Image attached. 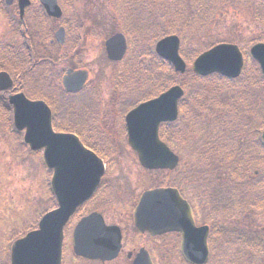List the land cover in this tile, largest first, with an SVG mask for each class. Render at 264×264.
I'll list each match as a JSON object with an SVG mask.
<instances>
[{
    "label": "rangeland",
    "instance_id": "374dc122",
    "mask_svg": "<svg viewBox=\"0 0 264 264\" xmlns=\"http://www.w3.org/2000/svg\"><path fill=\"white\" fill-rule=\"evenodd\" d=\"M31 1L32 5L25 11L23 17L27 21L28 29L34 33L33 42L37 49V53L34 55L51 60L52 65L49 68L41 67L28 80L22 76L19 81L20 86L14 93L22 91L32 100H43L55 106L60 101L58 94L62 92L59 79H62L63 73L68 67L74 66L88 70L90 72L88 91L95 90L97 94L93 93L92 95L100 101L101 106L98 103L96 105L97 99L96 102H90V98H88L85 101V105L88 107L86 110L82 99L72 97V100L77 102L72 107H68V116L75 115V111H87L82 112L84 122L76 123L86 131L78 130V126L71 128L65 125L61 118L64 127L62 132H71L75 129L78 130V134L85 132L92 140L93 137L97 139L100 144L105 146L104 148L109 150V153L118 158V168L113 183L96 202L89 204L83 213L90 214L93 211H99L107 217L109 223L115 222L125 226L128 224L130 214L125 211L124 204L135 203L144 190L182 188L187 194H193L194 197L200 199L206 222L211 226V230L213 231L214 227L219 228L216 241L219 251L214 253L207 264H220V261L225 257V246L227 245H236V247H234L232 259H227L224 264H248L247 260L254 261V258L258 256L253 251L249 252L247 248L245 249L242 243L252 244V242L262 239L264 241V208L261 210L252 209L248 212L240 208L234 210L224 208L225 210H223L218 206V203L214 202V184L223 182L225 176L229 178L233 175L224 166L218 170L220 173L214 171L218 169L217 166H220L219 162L236 163L237 153L234 151V147L227 149L231 152L229 157L221 152V158L218 157L217 160L213 158L212 154L211 156H199L198 159L192 155L197 151L203 153L204 149L209 150V147L206 146L207 140L202 137L200 139L199 133L196 132L193 136L184 137L183 142L181 141L182 143L178 145V150L175 151L180 156L181 162L186 163L183 171L149 172L141 166L137 154L128 145L124 117L126 110H123L127 109L130 104L128 102L136 97L149 96L154 91L151 84L138 89L140 80H142L136 76L138 72H142V74L146 72L143 75L145 78L148 74H152L156 77L157 82L158 74L161 72H165L167 82L174 74L175 85L176 82H180L199 89L202 88L201 82L191 75V73L195 75L191 67L192 62L200 54L221 44H234L242 49H251L255 44L264 42V26L254 18L253 8L249 4L251 0H224L225 4L212 6L211 13L206 16L207 20L203 22L205 29L202 32H197V38L185 44L183 52L181 50V55L188 65L187 73L180 75L181 78L176 76L179 74L174 73L170 65L155 55H153L155 58L150 56L155 48V44L152 45L151 33L137 34L142 41L138 40V49L135 55L138 53L141 57L133 68L131 66L128 68V76L131 72L135 73L133 82L130 83V77L127 76L123 77V84H118L116 75L119 70L124 71L125 68L123 69L119 66L120 64L108 59L105 43L114 34L125 35L128 33L126 24L134 21L133 16H130L132 10L130 12L129 9L134 6L137 9L142 0H134V5H132V0H63L61 7L64 15L57 22L54 20L48 22L44 18L45 11L39 6L37 0ZM217 1L221 2L222 0H216V3ZM2 2L5 7V1L0 0V4ZM7 8L12 10L13 19H19L17 4ZM6 11L8 10L6 9ZM3 15L0 13V44L4 42L7 45H14L15 49L20 46L24 49L25 45L23 43L20 45L16 32L12 30L13 28L11 30L8 28L9 24ZM64 25L68 31L67 44L65 46L51 45L55 31ZM142 54H145L146 57ZM128 63L130 61L125 64ZM212 75L217 74L203 78ZM255 76L256 78H251V80L243 77L242 82L236 84L238 87L222 90L216 96L210 92L216 93L219 89L211 83L213 80L207 81L204 87L209 94L204 97L207 102L204 103L203 109H201L200 103L194 101V106L196 104L200 106L199 115L202 114L206 120L207 116L210 119L212 112H214L212 115L215 117V122L223 121L228 117L234 120L235 125L228 126L225 135L229 137V140L231 137L240 140L242 145H239L243 148L242 151L245 148L247 153L252 149V146L254 147L256 152L253 151V155L256 154L257 165L252 164L243 168L245 170L243 175L250 182L264 178V142L262 140L264 101L260 102L259 96H257L264 94L262 92L264 89H259L263 82L261 81L262 77L258 73H255ZM254 85L257 86L253 87ZM248 89L249 94L246 97L255 99L249 108L242 100L244 97L238 96L239 90H243V96H245ZM88 91L85 89L79 97L83 98ZM216 105L221 109H216L217 107L214 109ZM90 106L92 109H89ZM206 108L209 109L204 110ZM12 112L11 108L7 106L2 108L0 105V264H11L9 251L12 243L27 231L37 229L42 215L54 206V201L49 197V193H51L48 186L50 178L46 179L47 173L41 156L43 150L32 152L23 145L25 129L20 132L14 129L15 133H11V129L13 130L15 126ZM229 113L230 116H228ZM188 119L189 117L182 122L181 127L190 131L191 124L188 127ZM241 121L242 128L240 129L238 123ZM249 122L252 125V129L249 127L250 132L246 125ZM208 129L206 130L207 134ZM208 136L210 141L213 140L211 132ZM188 156H190L189 159H187ZM214 163L216 164L213 165ZM188 186L194 192L188 191L186 188ZM70 226L66 229V234L72 233L74 224ZM167 241L169 239L164 238L160 242L166 250V255L163 254L166 264H185L172 245H169L172 249L169 248L170 251H168ZM70 243L67 241V244ZM67 253L69 264H85L75 258L73 246ZM108 264H126V262L122 258Z\"/></svg>",
    "mask_w": 264,
    "mask_h": 264
},
{
    "label": "water",
    "instance_id": "95a60500",
    "mask_svg": "<svg viewBox=\"0 0 264 264\" xmlns=\"http://www.w3.org/2000/svg\"><path fill=\"white\" fill-rule=\"evenodd\" d=\"M12 1L7 0L9 4ZM41 1L49 16L61 18L62 12L57 0ZM19 5L23 16L25 8L30 5V0H19ZM56 37L63 43L64 30L59 31ZM106 48L111 60H122L126 52V41L123 36L116 35L107 41ZM179 50L180 39L176 36L161 40L156 47V52L161 58L170 62L176 72L184 74L186 63L180 57ZM251 54L261 65L264 74V44L254 46ZM243 65L244 59L239 48L235 45L222 44L200 55L193 64V71L203 77L218 73L235 79L240 76ZM87 78V72L72 74V71H69L64 79V85L68 92H77L83 88ZM12 86L9 75L0 73V91H8ZM183 95L182 88L173 87L160 97L140 105L127 116L129 144L137 152L140 163L145 168L174 170L177 167L179 158L160 141L159 128L162 123L177 120L179 101ZM9 103L14 108L16 127L19 130L27 129L26 143L33 150L45 148L46 159L55 169L54 189L60 203V209L44 217L40 223V230L30 233L14 244L12 264H61L64 226L76 207L95 191L104 172L103 166L78 139L68 135L52 134L51 112L45 103L29 101L23 94L10 96ZM262 138L264 140V133ZM67 166H74V173L69 171ZM75 173L82 181V185L80 182L77 185L79 188L77 199L70 201L75 194V187L70 186ZM64 180L67 182L66 187ZM136 218L139 221L143 220L140 227L159 235L182 232L184 258L192 264L207 262L208 229L195 227L190 208L177 190L158 189L145 193ZM109 235L110 232L99 216L85 219L77 228L75 235L76 254L92 259H114L118 254L119 242L112 249L101 247L102 243L108 242ZM135 264L145 263L138 258Z\"/></svg>",
    "mask_w": 264,
    "mask_h": 264
},
{
    "label": "trees",
    "instance_id": "16d2710c",
    "mask_svg": "<svg viewBox=\"0 0 264 264\" xmlns=\"http://www.w3.org/2000/svg\"><path fill=\"white\" fill-rule=\"evenodd\" d=\"M133 4H135L134 0ZM138 1V0H136ZM225 4L224 0L221 2L216 3V0H210V1H204V0H142L140 1L139 6L136 9V6L134 8L129 9L130 16H133L132 23L130 22L127 26V30L130 31L131 34H135L134 37L136 38L137 42L140 41V38L137 34L140 33H151V40L152 45H154L157 41L160 39L170 36V35H178L182 41V52L184 51L185 44H188L189 42L193 41L197 38L198 33L202 32L205 29V24L203 23L206 21V16L210 14L212 10V6L215 5H222ZM250 6L253 8V16L255 19H257V22L260 23L262 26H264V2L259 0H251L249 3ZM179 8V9H178ZM128 11V12H129ZM129 22V21H128ZM130 25V26H129ZM33 34L31 31L29 33L20 34V44L23 43L25 45V48L22 49V46L19 48H14V45H10L4 50H0V71L6 70L10 73L14 74L15 76H23L25 77V80L30 79L32 75H35L41 67H45L47 64V60L44 57H40L37 55H34V53H37V49L35 48V43L33 42ZM137 35V36H136ZM138 38V39H137ZM24 50V51H22ZM155 55L154 52L150 56ZM142 56L146 57L145 54H142ZM149 56V57H150ZM141 55H138V53L133 57L132 60H130V66L133 68L136 62H138ZM154 57V56H153ZM151 58V57H150ZM155 58V57H154ZM46 61V62H45ZM189 61V60H188ZM45 62V63H44ZM168 65V64H167ZM255 73H258L264 82V77L256 64V62H252L249 66H246V69L244 70L242 76L238 80H229L224 77H221L219 75H212L207 78H201L196 77L191 73V75L194 77V79H199L201 82L202 88H194L192 85L186 86L183 83H177L180 84L186 92V95L184 99L181 102L180 110H181V116L178 122L164 125L161 130V137L164 139L169 146H171L173 143L176 145H179V143H182V139L186 136H193V134L196 132L199 133V137H201L205 140H207L206 146L209 147L208 149H204L203 153H199L197 151L196 154L192 156H202V155H213V158L216 160L220 157L221 152L225 153L228 157L230 156V151H228V148L234 147V151L237 153L236 157V163H230L225 164L222 162H219L220 166H217L218 169H215L214 172L220 173L218 170L220 167L224 166L227 170L231 171L233 175L225 176V179L223 182H216L214 185V202L218 203V206L221 207V209L225 210H234V209H241L244 211L252 210V209H259L261 210L264 208V178L257 179L255 182H250L249 179H246L244 177V166L249 165H257L256 161V154L253 155V151H255L254 147L252 146V149H250L246 153V149L244 148V151L242 147H240L239 144L242 145V142L237 140L235 137H231V140H229V137H226L225 130L228 126H231V124H234V120L228 118H224L223 121L215 122V117L212 115L214 112H212L210 119L209 116H207V120L205 117L200 114L199 115V109L201 106V109H203L204 103L207 101L204 99L207 93V89H205L204 84L207 81H211L213 85H216L219 91L216 93L210 92V94L216 96L217 93L220 91H224L225 89L230 90L234 89L238 86H236L237 83L242 82L243 77L249 78H256ZM134 74L130 73V80L129 82L132 83L134 80ZM137 77L143 79L142 72H138L136 75ZM181 78L180 75H176ZM174 74L171 75V78H169V81L167 82V76L165 75V72H161L158 74V82L156 81V77L152 76V74L147 75V84L151 83V85L154 87V91L149 96H143L141 100L136 102L134 105H132V108L135 107L136 104L141 103L143 101L149 100L151 98H154L156 96H159L166 90H168L170 87L175 85V82H173ZM128 82V84H129ZM142 80H140L138 89L140 87ZM250 82V81H249ZM261 82V88L264 89V84ZM24 83V82H23ZM203 83V84H202ZM191 86V87H190ZM257 86V85H256ZM255 85L253 87H256ZM248 88V87H247ZM240 94L238 96L244 97L243 102L246 105V107H250L251 103L255 100L253 98L246 97L249 94V89L247 92H245V96H243V90H239ZM264 92V91H262ZM59 103L55 105L57 108V114H61L62 117L65 119L66 124H70L75 118L76 115H80L82 118V112L87 111H75L79 114L75 115H69L68 116V107L73 106L75 102L73 101L72 97L67 95L64 92H60L59 94ZM259 96V101H264V94L257 95ZM256 96V97H257ZM92 97V96H91ZM255 97V98H256ZM86 98H89V95L86 96ZM77 100V99H76ZM194 101L196 103H200V106L196 104L194 106ZM91 102V101H90ZM84 103V102H83ZM249 103V104H248ZM0 105L2 108L10 106L8 105L7 101L3 99L0 96ZM86 110L87 106L84 105ZM207 106V104H206ZM205 106V107H206ZM217 107L214 106V109ZM221 109V107H217L216 109ZM264 108V104H263ZM89 109H92V106L89 107ZM209 108H206L204 110H208ZM216 111V110H213ZM210 112V111H209ZM231 114L229 113L228 116ZM188 127L190 131L187 129H183L182 122L187 119ZM251 117V116H250ZM255 118V117H253ZM68 120V121H67ZM83 120V119H82ZM84 121V120H83ZM69 122V123H68ZM248 122V121H247ZM240 124V125H239ZM241 123H238V127L241 129L242 126ZM249 124V125H248ZM248 132H250L249 127L252 129L251 123L246 124ZM187 128V127H186ZM208 129V134L211 132L213 140L210 141L208 134L206 133V130ZM191 134V135H190ZM239 134V133H238ZM182 141V142H181ZM217 142V144H214ZM223 141V143H221ZM220 143V144H218ZM237 147V148H235ZM241 149V150H240ZM250 152V153H249ZM249 153V154H248ZM214 163L213 165H215ZM235 174V175H234ZM240 197V202H239ZM225 208V209H224ZM247 214V213H246ZM238 244V243H237ZM245 249L247 248L249 252H254L258 257L254 258V261H248V264H264V241L258 240L257 242L250 243H242ZM228 246V245H227ZM225 246V257L220 261V264H224L227 259L231 258L234 255V247L235 246ZM232 259V258H231ZM219 264V263H216Z\"/></svg>",
    "mask_w": 264,
    "mask_h": 264
},
{
    "label": "flooded vegetation",
    "instance_id": "af4514ba",
    "mask_svg": "<svg viewBox=\"0 0 264 264\" xmlns=\"http://www.w3.org/2000/svg\"><path fill=\"white\" fill-rule=\"evenodd\" d=\"M14 4H16V1ZM61 30H64V40L66 39L67 29H66V26L64 25V26H61V28L59 27L55 31L54 39L51 41L53 45L55 44L54 40L56 38L57 33ZM70 69H72L70 70L72 71V74H74L75 72L73 70H78L74 68H70ZM108 151H109L108 149H103V150H100L99 152L96 151L97 153H99L98 156L102 159L105 165V169H106L105 174L102 177L101 183L98 186L94 195L88 200H86L83 204H81V206L78 208L75 215L71 218L66 229L68 227L70 228L71 227L70 225L72 224H74V227H76V225H78V223H80L83 218H86L90 214L97 213L101 216L102 222L105 225V228H107L108 232H110L108 242L102 243L101 247H103L104 249H112V247H114L115 244L119 242L118 254L112 260H102L101 258H97L94 260H88V259H84L82 257H77V256H75V258L85 262V264H96V263L97 264H108L111 262L118 261L122 258L125 260L126 264H135V261L141 257L145 264H146V258H149L153 264H161L162 259H164L163 254L166 255V252H165L166 250H164V246H162L160 242L162 239L168 238L169 239V241H167L168 251H170L169 248H171V246L169 245H172L174 249L177 250V253L180 255L182 259V255H181L182 236L180 235V233L166 234V235L160 236L158 235L157 232L154 233L150 230H145L144 228L140 227L143 224V220L140 219L141 221H139L136 218V210L138 208V205H139V202H140V199L143 193L146 192L147 190H144V192H142L139 195L135 203L133 202L129 204H126V203L124 204L125 211L130 214L129 215L130 218L127 222L128 224L125 226L121 225L120 223H115V222L109 223L107 220V217L102 212H99V211H93L90 214L83 213L88 208L89 204L96 202L103 195V193L109 188L110 184L113 183L114 181L115 173L111 171L110 165H111V162H115V166H116L115 168L117 170L118 158L113 156ZM204 226L209 227L207 246H208L209 256L211 257L212 247H211L210 237H211L212 230H211V226L208 223H206ZM109 243L110 245H108Z\"/></svg>",
    "mask_w": 264,
    "mask_h": 264
}]
</instances>
